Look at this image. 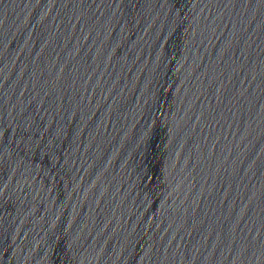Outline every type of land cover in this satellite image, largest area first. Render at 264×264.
I'll use <instances>...</instances> for the list:
<instances>
[{
	"label": "water",
	"instance_id": "95a60500",
	"mask_svg": "<svg viewBox=\"0 0 264 264\" xmlns=\"http://www.w3.org/2000/svg\"><path fill=\"white\" fill-rule=\"evenodd\" d=\"M0 264H264V0H0Z\"/></svg>",
	"mask_w": 264,
	"mask_h": 264
}]
</instances>
